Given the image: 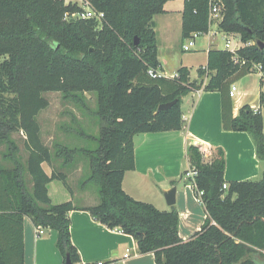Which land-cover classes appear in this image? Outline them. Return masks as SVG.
Instances as JSON below:
<instances>
[{
    "label": "trees",
    "instance_id": "16d2710c",
    "mask_svg": "<svg viewBox=\"0 0 264 264\" xmlns=\"http://www.w3.org/2000/svg\"><path fill=\"white\" fill-rule=\"evenodd\" d=\"M168 1L90 0L104 13L99 22L65 19L67 12L80 9L62 0H0V144L6 146L0 162V264H25V217L56 230L65 264L67 257L78 264L70 212L79 209L132 235L142 254L154 253L156 264H264V171L259 179L227 181L223 147L196 140L187 145L189 169L196 172L197 189L204 191L207 214L188 239L179 234L176 206L161 210L123 188L125 173L135 169V135L183 130L184 98L201 89L220 92L224 130L248 132L264 160L262 112L246 104L234 115L230 96L231 85L258 66L263 85L264 46L258 42L264 43V0H216L223 5L219 30L251 43L235 52L210 49L195 79L187 65L173 77L149 73L161 68L155 16L165 13ZM210 4L184 0L182 40L209 32ZM50 91L79 106L85 105L86 94L96 96V115L104 122L96 148L46 144L38 116L50 104L44 95ZM175 99L169 109L158 110ZM16 132L25 136L26 160ZM79 155L89 163L85 184L98 187L94 205L76 204L62 170L74 166ZM44 163L52 166L51 173ZM53 180L64 181L73 199L53 203L48 188Z\"/></svg>",
    "mask_w": 264,
    "mask_h": 264
},
{
    "label": "crops",
    "instance_id": "0c3cea01",
    "mask_svg": "<svg viewBox=\"0 0 264 264\" xmlns=\"http://www.w3.org/2000/svg\"><path fill=\"white\" fill-rule=\"evenodd\" d=\"M183 7L184 0H170L165 4V13L155 16L161 62V68L157 72L168 77H173L178 68L170 70L165 66L161 54L162 50L171 52L178 38L182 36ZM174 21H178L179 27L175 39L172 36ZM219 33L223 35L225 41L227 38L230 39L220 30L217 34L205 38L201 49L206 51V64L208 51L220 48L215 38ZM206 35L210 36V34L202 36ZM231 35L240 37L236 34ZM184 41L182 40V48ZM231 43L236 45L237 41L231 38ZM259 73L261 78L262 74ZM263 88L264 81L256 94H250L248 90L242 88L238 89V95L233 99L234 115L239 113L241 107L250 104L262 112L264 119V105L260 103V92ZM182 110L185 120L183 130L135 135V169L125 173L123 188L135 199L153 203L161 210H169L176 206L180 218L179 234L183 239H188L201 228L207 216L204 204L198 201L195 195L192 179L187 176L190 170L186 155L188 143L196 140L213 147H223L227 157L225 170L227 181L259 179L264 171V160L258 158L253 138L248 132L224 130L219 91L201 89L190 93L184 98ZM54 164L58 166L56 162ZM43 167L48 173L53 170L48 163H44ZM56 181L49 183V195L53 203H60L55 202L51 196L52 189L55 193L59 192ZM173 186L177 187L176 202L169 205L165 193ZM96 201L92 200L91 204H96ZM70 218L72 240L79 251L81 262L115 260L119 261V264H156L154 253L142 254L135 238L123 232L121 228H110L95 220L89 211L83 209L71 211ZM37 228L31 218L25 217V264H65L56 247L58 232L44 228V233L38 234ZM128 251L129 257L121 260Z\"/></svg>",
    "mask_w": 264,
    "mask_h": 264
},
{
    "label": "rangeland",
    "instance_id": "374dc122",
    "mask_svg": "<svg viewBox=\"0 0 264 264\" xmlns=\"http://www.w3.org/2000/svg\"><path fill=\"white\" fill-rule=\"evenodd\" d=\"M177 28H179L178 21H174L173 39L177 37ZM222 36L219 33L215 38L220 48L225 49V39ZM207 37H211V34L210 36H198L194 48L189 51L183 50L182 36L179 37L171 52L162 50L163 64L169 67L170 70H175L181 65H190L192 79L197 78V69L206 64V51L201 49V44ZM234 40L237 41V44L242 43L238 36H235ZM259 72V69L256 68L254 72L244 76L234 84L238 89L242 88L248 90L250 94H256L260 88ZM44 95L49 99L50 104L40 112L38 119L42 126V136L46 144L53 147L55 142H62L69 144L71 147L77 146L87 149H94L98 146L96 138L100 135L104 122L96 115L97 101L94 94H86L87 99L83 103L85 105L81 106L64 98L61 92L50 91ZM184 109L186 108L184 107ZM13 137L18 141L22 157L26 160L24 134L16 132ZM5 150L6 146L0 144V162L3 161L2 153ZM77 159L74 166L64 167L62 170L68 173V183L73 191L76 204L80 206L94 205L95 203L91 204L92 200L99 201L98 187L92 182L85 184L87 177L90 175L89 163L82 155H79ZM4 164H7L6 161ZM56 184L59 185V192L55 193L52 191L53 189L51 190V196L55 202L73 199V194L64 181L57 180Z\"/></svg>",
    "mask_w": 264,
    "mask_h": 264
},
{
    "label": "built area",
    "instance_id": "2783aa9c",
    "mask_svg": "<svg viewBox=\"0 0 264 264\" xmlns=\"http://www.w3.org/2000/svg\"><path fill=\"white\" fill-rule=\"evenodd\" d=\"M64 2L65 5H74L77 6L80 10H77L76 12H67L65 14V19H72V18H81V19H89V18H93L96 19L99 22H102L103 18H104V13L101 11H96L90 3V0H62ZM222 4L219 1L216 0H211V4H210V30L207 33H194V35L192 37H189L187 39H185L184 43H183V49L185 51H189L191 49L194 48L195 44H196V38L200 35H205V34H211V35H215L218 33L219 31V23L222 21L224 15L222 13ZM229 36V38L226 39L225 41V49H228L232 52L237 51L238 49H240L241 47L250 44L249 43H240V44H236V45H232L231 43V38L234 39V35H230V34H226V37ZM241 39V38H240ZM242 41V40H241ZM258 69L260 68L259 66L257 67ZM260 70V69H259ZM149 73L151 74V76L155 77L157 76L159 73L154 71L153 69L149 70ZM161 75V74H160ZM237 90L238 88L236 87L235 84L231 85L230 88V96L232 97V99H235L237 97ZM195 171L189 170L187 173V176L190 177L192 179V187L195 189L196 192V197L198 199V201L203 202L202 200V196L204 194L203 190H199L197 189L196 186V182H195ZM229 187V183H224L223 184V188L227 189ZM37 233L38 234H43L44 233V228L39 226L37 228ZM130 255L129 251L123 256V259L121 260H125L126 258H128ZM78 264H119V261H115V260H98L95 262H79Z\"/></svg>",
    "mask_w": 264,
    "mask_h": 264
},
{
    "label": "water",
    "instance_id": "95a60500",
    "mask_svg": "<svg viewBox=\"0 0 264 264\" xmlns=\"http://www.w3.org/2000/svg\"><path fill=\"white\" fill-rule=\"evenodd\" d=\"M137 41H138V39L136 40V42ZM258 44H260L261 46H264L263 42H258ZM176 102H177V100L175 99V100L170 101V102L162 103V104H160L158 110L161 111V110H164V109H169ZM176 191H177V187L173 186L169 191H167L165 193V197H166L167 203L169 205L175 204V202H176ZM66 264H73V262L71 261L70 257L66 258Z\"/></svg>",
    "mask_w": 264,
    "mask_h": 264
}]
</instances>
